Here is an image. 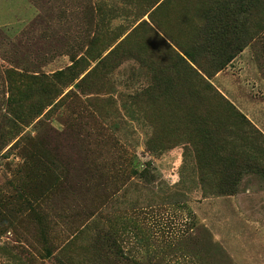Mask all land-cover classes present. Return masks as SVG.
<instances>
[{
  "label": "rangeland",
  "instance_id": "374dc122",
  "mask_svg": "<svg viewBox=\"0 0 264 264\" xmlns=\"http://www.w3.org/2000/svg\"><path fill=\"white\" fill-rule=\"evenodd\" d=\"M20 9L0 0V264H264V0Z\"/></svg>",
  "mask_w": 264,
  "mask_h": 264
},
{
  "label": "crops",
  "instance_id": "0c3cea01",
  "mask_svg": "<svg viewBox=\"0 0 264 264\" xmlns=\"http://www.w3.org/2000/svg\"><path fill=\"white\" fill-rule=\"evenodd\" d=\"M5 3H6V9L7 10H9V11H13V12H18V11H20L21 9H20V6H22L23 5V0H10V3H8V2H6V0H5ZM10 4L11 6H8V4ZM20 5V6H19ZM15 7H17V8H19V10L17 11V10H14L15 9ZM24 10H25V8H24ZM25 12V11H24ZM24 12H22V13H24ZM6 25H8V26H12L11 24L9 25V24H6Z\"/></svg>",
  "mask_w": 264,
  "mask_h": 264
},
{
  "label": "trees",
  "instance_id": "16d2710c",
  "mask_svg": "<svg viewBox=\"0 0 264 264\" xmlns=\"http://www.w3.org/2000/svg\"><path fill=\"white\" fill-rule=\"evenodd\" d=\"M203 34H204V32H203ZM203 34L200 35L202 38L204 37ZM203 40H206V39L204 38ZM187 55L188 54L186 52H183V56H181V59H184V57H187Z\"/></svg>",
  "mask_w": 264,
  "mask_h": 264
}]
</instances>
